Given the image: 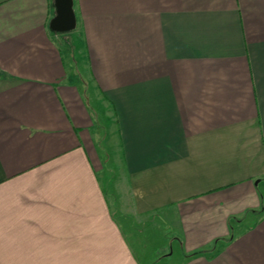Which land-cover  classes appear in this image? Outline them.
Segmentation results:
<instances>
[{
    "label": "crops",
    "instance_id": "1",
    "mask_svg": "<svg viewBox=\"0 0 264 264\" xmlns=\"http://www.w3.org/2000/svg\"><path fill=\"white\" fill-rule=\"evenodd\" d=\"M73 9L0 0V264H264V0Z\"/></svg>",
    "mask_w": 264,
    "mask_h": 264
},
{
    "label": "rangeland",
    "instance_id": "2",
    "mask_svg": "<svg viewBox=\"0 0 264 264\" xmlns=\"http://www.w3.org/2000/svg\"><path fill=\"white\" fill-rule=\"evenodd\" d=\"M69 34L72 36V33ZM67 39H70V37ZM103 122H107L105 118ZM97 130L99 133H103L101 125L97 126ZM106 150L109 152L111 157H114L115 151L113 149L106 148ZM108 167L107 169L111 172L110 169L113 168L112 163H110V166ZM260 190L263 192L264 187H260ZM155 221L158 222L145 223V254L142 255L137 252L140 261L143 264H178L181 259V250L179 249L177 243H170V238L175 236L173 234V221L168 216L167 219L164 220L161 215H159Z\"/></svg>",
    "mask_w": 264,
    "mask_h": 264
},
{
    "label": "water",
    "instance_id": "3",
    "mask_svg": "<svg viewBox=\"0 0 264 264\" xmlns=\"http://www.w3.org/2000/svg\"><path fill=\"white\" fill-rule=\"evenodd\" d=\"M54 15L49 20V29L63 33L71 31L76 26V16L73 0H53Z\"/></svg>",
    "mask_w": 264,
    "mask_h": 264
},
{
    "label": "trees",
    "instance_id": "4",
    "mask_svg": "<svg viewBox=\"0 0 264 264\" xmlns=\"http://www.w3.org/2000/svg\"><path fill=\"white\" fill-rule=\"evenodd\" d=\"M53 33H55V34H59L58 32H53ZM191 255H194V254H191Z\"/></svg>",
    "mask_w": 264,
    "mask_h": 264
}]
</instances>
